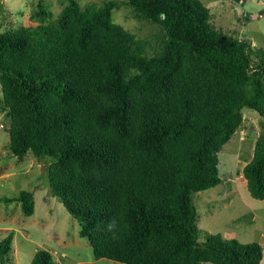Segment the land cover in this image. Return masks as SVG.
Segmentation results:
<instances>
[{"label":"trees","instance_id":"16d2710c","mask_svg":"<svg viewBox=\"0 0 264 264\" xmlns=\"http://www.w3.org/2000/svg\"><path fill=\"white\" fill-rule=\"evenodd\" d=\"M131 6L160 27L157 52L115 22ZM36 26L0 31V111L9 149L49 161L50 191L80 224L96 259L122 264H262L261 243L200 239L194 193L219 185V152L243 123H264V49L215 28L202 0H67ZM264 199V130L243 167ZM31 216L35 199L15 198ZM13 199H7L12 201ZM13 233L0 242L11 264ZM30 264H57L41 249Z\"/></svg>","mask_w":264,"mask_h":264},{"label":"rangeland","instance_id":"374dc122","mask_svg":"<svg viewBox=\"0 0 264 264\" xmlns=\"http://www.w3.org/2000/svg\"><path fill=\"white\" fill-rule=\"evenodd\" d=\"M78 1L84 7L102 6L108 0ZM202 1L210 8L215 28L264 49V0ZM39 2L48 5L56 17L67 0H0V31L20 25L36 26L32 13ZM113 18L146 42L149 55L156 54L160 33L157 24L138 19L128 5L115 9ZM243 117L241 127L219 152L222 182L194 193L193 203L200 239H205L207 233H220L244 243L257 241L264 247V199L251 195L242 172L253 157L264 123L251 108L243 109ZM9 125V119L0 111V242L13 233L10 263L30 264L37 251L46 249L57 264H122L110 258L96 259L88 238L79 234L78 220L50 191L49 161L38 159L31 152L23 160L14 156L8 147ZM23 190L34 194L35 212L31 216L23 213L20 201L15 199ZM1 260L0 255V264Z\"/></svg>","mask_w":264,"mask_h":264}]
</instances>
